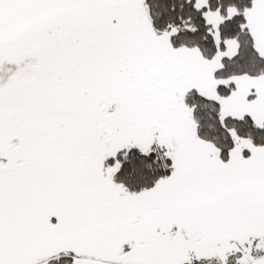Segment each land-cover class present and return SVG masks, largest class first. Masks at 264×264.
Segmentation results:
<instances>
[{"label":"snow or ice","instance_id":"1","mask_svg":"<svg viewBox=\"0 0 264 264\" xmlns=\"http://www.w3.org/2000/svg\"><path fill=\"white\" fill-rule=\"evenodd\" d=\"M0 264H264V0H0Z\"/></svg>","mask_w":264,"mask_h":264}]
</instances>
